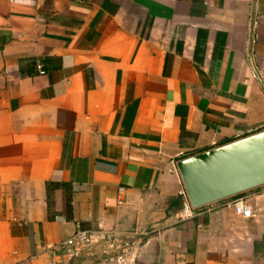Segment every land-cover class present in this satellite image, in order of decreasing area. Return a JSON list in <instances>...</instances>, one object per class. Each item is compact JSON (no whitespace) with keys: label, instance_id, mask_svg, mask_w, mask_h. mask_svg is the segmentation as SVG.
Here are the masks:
<instances>
[{"label":"crops","instance_id":"1","mask_svg":"<svg viewBox=\"0 0 264 264\" xmlns=\"http://www.w3.org/2000/svg\"><path fill=\"white\" fill-rule=\"evenodd\" d=\"M263 129L264 0H0V264H264V185L187 212L173 169ZM78 225L126 254L47 252Z\"/></svg>","mask_w":264,"mask_h":264},{"label":"water","instance_id":"2","mask_svg":"<svg viewBox=\"0 0 264 264\" xmlns=\"http://www.w3.org/2000/svg\"><path fill=\"white\" fill-rule=\"evenodd\" d=\"M191 208L264 185V129L176 162Z\"/></svg>","mask_w":264,"mask_h":264},{"label":"built area","instance_id":"3","mask_svg":"<svg viewBox=\"0 0 264 264\" xmlns=\"http://www.w3.org/2000/svg\"><path fill=\"white\" fill-rule=\"evenodd\" d=\"M41 65H38L39 73L43 74L44 71L40 69ZM173 169L177 171L176 164L173 165ZM181 195L184 199L185 210L190 212V205L186 199V194L184 191H181ZM225 200V206L232 207L236 213L242 215L243 217H252L254 215L251 204L248 202L247 198L242 195V193L231 196ZM118 233L113 229H106L104 227L97 228H83L77 226L76 230L69 235L68 237L62 239L57 244L52 247H48L47 252L53 254L54 252H60L62 255L67 257H76L82 250L88 245L94 242H104L106 243L108 250H115L117 248H122L123 253L127 249V244L124 243L123 246L117 244ZM119 260H122V256L117 257Z\"/></svg>","mask_w":264,"mask_h":264},{"label":"rangeland","instance_id":"4","mask_svg":"<svg viewBox=\"0 0 264 264\" xmlns=\"http://www.w3.org/2000/svg\"><path fill=\"white\" fill-rule=\"evenodd\" d=\"M184 189V188H183ZM184 191V190H183ZM184 193H185V191H184ZM186 199H187V197H186ZM188 201V200H187ZM118 236H119V234H118ZM118 238V237H117ZM123 244H124V242H121L120 243V245H122L123 246ZM112 250V249H111ZM111 250H109V251H111ZM117 250H119L120 251V255H122V254H126V252H127V249H126V251L123 253V251H122V248L120 247V248H118Z\"/></svg>","mask_w":264,"mask_h":264}]
</instances>
